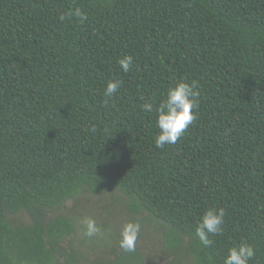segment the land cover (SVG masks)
Masks as SVG:
<instances>
[{"label":"trees","instance_id":"16d2710c","mask_svg":"<svg viewBox=\"0 0 264 264\" xmlns=\"http://www.w3.org/2000/svg\"><path fill=\"white\" fill-rule=\"evenodd\" d=\"M181 80L196 120L157 149L155 108ZM83 192L156 224L168 260L149 264H223L241 243L264 264V0H0V264H85L78 217L49 215ZM209 208L225 223L203 247ZM107 264L146 263L136 241Z\"/></svg>","mask_w":264,"mask_h":264},{"label":"clouds","instance_id":"9594fccd","mask_svg":"<svg viewBox=\"0 0 264 264\" xmlns=\"http://www.w3.org/2000/svg\"><path fill=\"white\" fill-rule=\"evenodd\" d=\"M69 16L78 17L81 23L88 19L87 14L80 8L73 9ZM64 19L65 16L62 14L60 20ZM118 64L123 72H128L132 67L133 57L124 55L118 59ZM121 84L122 81L120 80H110L106 83L104 88L106 105L108 100L118 92ZM199 95L198 84L195 81L189 84L181 80L167 90L166 97L155 108L156 127L159 129L154 137V145L157 149H163L165 145H174L186 129L194 123L196 120L194 109L198 106ZM142 107L147 112L153 111L152 103L146 102ZM225 215L223 208H209L200 217L195 228V236L203 247H209L213 244L209 235L222 233ZM81 223L85 237L91 238L101 232L96 221L90 216L84 217ZM140 230L141 224L139 222H126L120 233V248L125 252L134 251ZM254 256V248L250 244L241 243L228 249L223 264H248Z\"/></svg>","mask_w":264,"mask_h":264},{"label":"rangeland","instance_id":"374dc122","mask_svg":"<svg viewBox=\"0 0 264 264\" xmlns=\"http://www.w3.org/2000/svg\"><path fill=\"white\" fill-rule=\"evenodd\" d=\"M73 204L76 205L72 209ZM56 214H70L78 217L79 226L72 239V246L78 250V256L84 260L85 264H107L108 260H113L114 251L119 246L121 230L124 224L129 221L141 224L137 249L144 257L145 263L168 260L157 234L152 230L153 225L156 226V224L149 223L144 215L137 217L129 215L120 202L112 201L109 195L93 196L83 192L75 202L68 201L65 208L49 215ZM86 216L94 219L101 229L98 235L91 238L83 235L81 221ZM16 219L23 223L29 222V217L26 214H20ZM182 264H188V261L183 260Z\"/></svg>","mask_w":264,"mask_h":264}]
</instances>
